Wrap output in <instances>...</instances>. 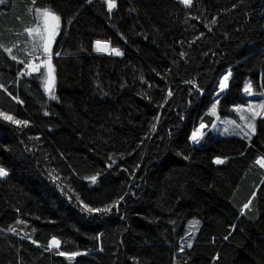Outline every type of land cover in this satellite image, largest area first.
Here are the masks:
<instances>
[{
  "label": "trees",
  "instance_id": "obj_1",
  "mask_svg": "<svg viewBox=\"0 0 264 264\" xmlns=\"http://www.w3.org/2000/svg\"><path fill=\"white\" fill-rule=\"evenodd\" d=\"M34 7L61 17L52 48L58 99L36 74L20 77L24 66L0 48V112L29 122L0 116L8 172L0 177V264H172L193 216L200 224L183 262L264 264V167L255 164L264 156V119L248 141L215 135L208 111L229 70L220 116L236 117L232 106L247 102V79L264 96V0H117L111 13L106 0H5L0 45L17 61L29 58ZM97 40L123 55L97 52ZM200 123L208 127L195 144L189 137ZM121 196L110 214L80 205ZM52 237L61 247L46 251ZM56 251L86 254L69 261Z\"/></svg>",
  "mask_w": 264,
  "mask_h": 264
},
{
  "label": "snow or ice",
  "instance_id": "obj_2",
  "mask_svg": "<svg viewBox=\"0 0 264 264\" xmlns=\"http://www.w3.org/2000/svg\"><path fill=\"white\" fill-rule=\"evenodd\" d=\"M5 0H0V4H3ZM91 2V0H89ZM179 2L184 5L185 7H190L193 4V0H179ZM107 4V10L109 13H111L114 9L117 8V0H106ZM235 7V5L233 6ZM41 16V26H38L36 28H27L26 32L29 36L32 37L33 43L32 48L35 52H39L38 56H34L31 60H28L27 62L20 60L17 61V57L15 55H12V48H4L3 45H0V48H3V51L8 53V55L11 57L12 61H16L19 64H22L24 67L23 69L19 70L20 77H33L34 74L36 76L34 78H38L42 81L43 84V91L48 94V98L55 101L57 100V96L55 95V83H56V77H55V69L52 64L53 59V43L56 40L57 35L59 34L61 30V17L59 15H56L55 12L51 11L50 9H39L38 10ZM198 19V17H197ZM217 21L215 18L211 20V24H216ZM207 27V25H206ZM211 29L209 28V31ZM201 36L204 35V33L200 34ZM200 37H197L196 39H199ZM195 42V41H193ZM95 50L97 52H107L109 54H114L115 56H121L123 53L118 48L110 47L109 42L107 41H101L97 40L95 41ZM29 56H32V53L28 54ZM57 56L60 55V53H56ZM182 57L185 55V53L180 54ZM231 77V71L229 70L227 74L222 75V77L217 81L218 84V91L216 93L217 100L212 105L211 108V114L215 115L217 105L219 104V96L222 95L228 88H229V80ZM185 83H188L192 85L191 90H199L198 86L195 85L194 81H186ZM4 86L0 84V88H3ZM6 90V89H5ZM243 92L247 95H253V88L251 85V82H248L245 87L243 88ZM172 91L169 89L167 92V96H172ZM9 95H11L9 93ZM12 99H17L16 97H12ZM22 103V101H20ZM163 105H161L162 107ZM237 111L241 113H249L250 115H242L240 118L244 121L243 125H237L233 121L232 124L234 125V128L232 130V134L237 136H242L244 139L250 141L253 136L256 135V120L257 118L264 119V101L260 102L259 104H253L249 103L247 107L239 106ZM0 116L3 117L4 120L11 122L14 125L17 126H27L28 121L26 120H19L15 117L8 115L7 113L0 112ZM156 120H159V117L156 118ZM207 125L205 123H200L199 127L195 129V131L192 132L191 140L195 144H199L201 140L203 139L205 135V130L207 129ZM213 128H216L217 125L213 124ZM156 130V125H152V131L154 132ZM224 133L228 134L229 129L225 128ZM187 159V157H185ZM110 163L107 165V167H112L116 161L111 160ZM216 164H224L225 160L217 157L214 161ZM255 164L260 165L264 167V157H261L255 161ZM8 175V172L6 169L0 167V177H6ZM53 179H58V177H53ZM97 180V176L90 177V182L92 184H95ZM256 193L253 192L252 196L255 197ZM77 199H79L77 197ZM124 196H121L118 200L114 201L112 204H108L104 207H90L88 204L83 203V201H80V205H82V210L88 212V213H100V214H110L113 209L115 208L117 211L119 210V205L121 204V201H123ZM252 203V200L250 199L248 203L243 205L244 209H248ZM19 223H23V221H20ZM198 223V222H197ZM8 231L15 232V228H9ZM26 238L27 234H25ZM224 239H227V237H224ZM33 244H37L36 240L31 241ZM38 247H41V245L37 244ZM61 242L56 238L52 237L51 241L47 244V247L45 248L46 251L53 250V249H60ZM188 248H191L192 245L189 243L187 244ZM102 250V249H101ZM180 251L183 252L184 248L181 247ZM86 253L81 252H65V251H56V255L66 257L69 261H73L75 257L83 255Z\"/></svg>",
  "mask_w": 264,
  "mask_h": 264
},
{
  "label": "rangeland",
  "instance_id": "obj_3",
  "mask_svg": "<svg viewBox=\"0 0 264 264\" xmlns=\"http://www.w3.org/2000/svg\"><path fill=\"white\" fill-rule=\"evenodd\" d=\"M39 9H45V8L44 7H34L33 8L34 20H33V22L27 28H36L38 26H41V16H40V13L38 11ZM25 33H26V43H25L24 46H25L26 52L32 53V56H29V58H28V60H31L34 56H38L39 55V52H35L33 50V48H32V43H33L32 37L27 34L26 30H25ZM58 36H59V34L57 35L56 40L53 43V46L56 43ZM104 53H107V52H104ZM225 74H227V73H225ZM248 82H250L248 79L245 80V82L243 84V88L245 87V85ZM253 93H254L253 95H247L246 94L247 97H248V100H247L246 103H244V104L237 103V104H235V105L232 106L233 110L236 113V117H232V118L231 117H222V116H220L219 113H218V109L217 108H216L215 115H212L211 114V108H212V105L216 102V99L212 102V104L210 105L208 111L214 117L213 124L217 125L216 128H213L212 127L213 124L211 125V128L214 131V134L215 135L220 136V135L232 134V130L234 128V125L232 124L233 121L237 125H243L244 124V121L241 120L240 117L242 115H250V114L249 113H241V112L237 111L236 109L239 106H244L246 108L249 103L259 104L260 102L264 101V96L263 95H261L260 93L254 91V90H253ZM198 127H196V128H198ZM225 128H228L229 129V133L228 134H225L224 133V129ZM195 129H193L191 131V133H190L189 139H190L191 142H192L191 135H192V132L195 131ZM261 157H264V156H259L258 159L261 158ZM19 221H23V220L17 219V223L15 225L18 226V227H22V223H19ZM23 223H25V222L23 221ZM199 224H200V219L198 217L193 216V217H191V218H189L187 220V222L185 224L184 232H183V234L180 237L179 242H178V244H179V250L176 251V253H175V255H174L173 259H172V264H192V263L183 262L179 258V255H181L180 248L181 247H185V246H187V244L191 243V241L193 239V235L195 234L196 230L198 229Z\"/></svg>",
  "mask_w": 264,
  "mask_h": 264
}]
</instances>
